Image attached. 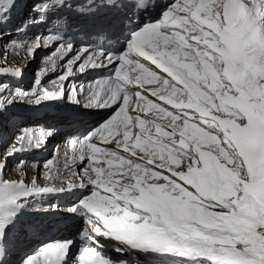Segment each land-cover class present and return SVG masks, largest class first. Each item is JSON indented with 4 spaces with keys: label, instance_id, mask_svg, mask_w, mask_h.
Segmentation results:
<instances>
[{
    "label": "snow or ice",
    "instance_id": "obj_1",
    "mask_svg": "<svg viewBox=\"0 0 264 264\" xmlns=\"http://www.w3.org/2000/svg\"><path fill=\"white\" fill-rule=\"evenodd\" d=\"M14 6L16 0H7L0 7V19ZM163 17L137 31L131 41L137 56L166 74L158 75L136 61L141 73L149 77L147 83L158 85L151 95L171 108L145 99L148 106H138L134 116L124 114L120 126L109 132L110 139L101 137L103 143L115 141L113 149L96 147L90 137L85 138L86 149L81 144L82 160L85 155L92 160L101 151L112 159L100 157L109 171L95 167L101 164L97 160L83 169L86 181L70 179L68 184L71 195H77L74 189L91 186L90 194H81L82 199L69 209L90 225L83 233L86 244L73 264H110L96 250L100 247L97 237L158 254L191 256L206 264H264V215H253L261 207L258 199H264V157L260 154L264 145H257L253 116L254 111L264 109V0H174ZM66 48L73 45L68 43ZM83 69L81 64L79 70ZM0 91L7 93L0 95V109L21 95L16 93L13 99L3 84ZM59 95L55 92L45 98ZM91 99L95 101L96 95ZM97 106L107 105L99 100ZM153 109L152 118L141 119L140 112ZM121 149L129 155L123 156ZM145 156L147 165L137 162ZM89 168L95 179L88 176ZM53 179L63 181L64 177L57 174ZM0 186L3 245L2 230L14 215L13 205L32 190L3 180ZM204 205L218 211L209 214L205 209L201 219L190 210ZM160 212L168 213L187 239L155 232L143 223ZM177 213L190 225L189 231H183ZM245 225L249 226L246 231ZM156 239L163 242L153 243ZM70 245L66 241L50 253L56 257L55 264H64ZM25 264L39 261L29 257Z\"/></svg>",
    "mask_w": 264,
    "mask_h": 264
},
{
    "label": "bare ground",
    "instance_id": "obj_2",
    "mask_svg": "<svg viewBox=\"0 0 264 264\" xmlns=\"http://www.w3.org/2000/svg\"><path fill=\"white\" fill-rule=\"evenodd\" d=\"M40 1H42V2H40ZM16 2H19V5H20V3H23L21 0H16ZM25 2H26V0H25ZM25 2L23 3L21 14H19V12H18V9H19V5H18V7L16 9L14 6L12 8V12L7 16L8 19L12 18L13 16H14V19L19 17V19H17L15 21V25H18V23H20V22L22 23L20 25V27H22V28L17 33H14V36L18 35L19 33H20L19 36H22V33L25 32V29L27 28V24L36 23L38 19L45 18V16L48 14L49 11H51L53 13L55 18L60 19L57 22L63 23L65 25H67V22H71L73 28L78 27V26L82 27L85 24L83 19L79 20L78 23L73 24V20L75 17L73 15H70L68 12L59 15V13H58L59 10L54 9L55 5L59 3V0H35L34 2H36V3L31 8H29V9H32L33 11L29 12V13H27V11H26L24 16H23V12L25 10ZM65 2H67V0H65ZM48 3H51L50 5L52 7L51 8L49 7V9L46 10V8H48V6H47ZM6 4H7V0H0V7H3ZM52 9H54V10H52ZM32 14H34V15H32ZM34 16H35V18L33 19ZM22 17H24V18H22ZM5 19L6 18L3 16V18L0 19V23L5 21V23L3 25L7 24V20H5ZM76 20H77V18H76ZM40 22H42V20H40ZM69 29H71V28H69ZM59 30H61V29L59 28ZM74 33H77V31H75ZM35 37H36V41H34V43L31 41L29 44L28 43L29 41L28 40H27L28 42L26 41L27 38H23V40H21L19 43H16L13 45L14 51L17 50V52H19V54H20L21 50L15 49V47H17L18 44L24 45L23 46L24 48L27 45H28V48L29 47L32 48V52H27V51L25 52V49L22 50L23 53L27 56L25 59L21 58L20 55H18L19 58L16 57L17 59L13 55H11V57L13 58L12 59L13 63L15 62V60H17V61L14 64L16 66L13 68L14 71L9 76L8 81L11 80L12 83L18 84V85L29 84V87H30L29 90H23V94H21L20 96L21 97L24 96L26 98H22V99L28 100V99H30V97H34L35 94H36L35 97H38V94L41 93L42 91H44L41 88L42 84L46 83V85L48 86L47 92H49V91L60 92V94H62V97H63V102L65 103V105H67V104L70 105L71 111L74 110L73 104H75L74 107H76L77 101H79L83 104V107L85 109L90 104L92 106H90L91 109L89 108V110H95V108H96L97 109L96 112L98 113L99 109L102 108V106L98 107L97 103L99 100H102V95L104 92L101 91V93H99L98 95L95 94L97 97V99L95 101H93L91 99L94 95V84H95L94 78L95 77L96 78L102 77V76H104V74L95 75L96 71H95V69L92 70V68H95L97 66H100V67L104 66L102 58H100L99 60L93 59L90 61H86V60L82 59V57L80 55L72 54V55L66 57V56L61 55L60 53H54L52 55V58L50 60H48L45 64L42 65L43 67L39 71L37 77H34L32 82L30 81V83H27V82H29L28 76H30V75L27 74L28 76L24 77V73L22 71H24V68H27L28 65H29V67H32L33 65H35V63L37 62V57H38L39 52L42 53L45 50V48L43 50H40L38 45L42 44V46H44V44H46L50 47V45H54V43H56L55 46L51 48V51L54 48H57L58 50H64V47L63 48L59 47L60 44H63V43H62L61 39L55 37V33L45 32L42 37L39 35H37ZM33 53H34V55H33ZM76 57H79V59H76ZM69 61H73L71 63V65H69ZM81 64H84L83 71L79 70V66ZM69 67H71L70 73L68 71ZM62 75H64V77L66 76L67 79L66 80L65 79H63V80L58 79ZM53 79H55V80L52 81L51 83L48 82V81H51ZM168 79L171 81L170 77ZM72 81L75 83V85H72ZM7 84L8 83H5L4 86ZM151 90L152 89H150L148 87L141 86V93H142L141 95L137 96L136 94L129 93L128 94L129 98H127L126 96L123 97V102H126V101L129 102V107L131 110V112H130L131 114H129V116H134L137 114L138 106L139 107H147L148 106L147 102L144 101L145 99L146 100H156L157 103L161 104L163 107H166L169 109L171 108L170 105L164 104V101L158 100L156 96L151 95ZM83 97H85V98H83ZM142 98H144V99H142ZM37 99H38L37 100L38 104H41V98L39 97ZM28 101H30V100H28ZM153 111H155V110L153 109V110L147 111L146 113L140 112L139 114L142 116L143 119L147 120V119L152 118V112ZM257 111H259L264 117V109H259ZM97 113L93 112L94 115L92 118H88V116H82V117H76V118H67L68 116H66L64 114H62L61 116H57V118H56V116L55 117L50 116L48 114L47 107L42 106V104H41L39 109L37 110V114L35 116H32L31 118L25 119L23 122H29L32 119L33 121H37L39 123H46L49 120V122L51 124L52 122L56 123V121H59V119L61 117H66L67 122H65V120H61V122H63V123H58L61 126H63V129H60V131L61 130L64 131L63 138L61 137L62 140L57 139L59 136V132L53 137V136L47 135V134H49V130H46L45 133L44 132L41 133L42 129H40L39 131H36L35 134H37L39 136V140L35 141L34 145L38 144L39 146H36V148H35L36 150L33 152H24L22 154V156L17 159L16 163L13 164V166L15 167V173L12 175V171L14 169H12L10 171L12 177L15 178L16 180H23L24 182H28L30 186H40V188L44 187V186H54L57 188H60V187L68 188V184L70 182V179H75L77 183L81 182V179L86 181L87 178H85L86 175L83 172V169L88 167V165L85 164V158L83 160L80 158L81 144H83V142L80 139H76V138H74V141L69 142L68 138H70L71 136H74L75 132L78 131L79 129L84 128L86 124H88L90 122L98 121L97 127L95 129L94 128L90 129L85 134V136L87 138L90 137V139H97V140L102 142L101 137H108L110 139L111 137H109V132L110 131L114 132L115 129H117L120 126V121L123 119L122 110L120 111L118 118L112 119L110 122H108L107 120L104 119V118H106L107 115L105 117L101 118V116H98ZM68 114H70V113H68ZM82 114H86V113L82 112ZM38 116H42V118L36 119V117H38ZM95 116H97V117H95ZM71 119H73V120H71ZM69 120H71V121L69 122ZM55 126H58V125H55ZM1 127L2 126H0V128ZM13 128H15L14 124L3 126L1 129L2 130L1 134H0V140H1V143H0V160L5 161L6 166H8L9 161H11L12 155L10 153L6 154L5 152H3L2 147L5 145V142H7V140L10 138V135L12 132L11 130ZM34 128H40V127H38L36 125ZM35 130H37V129H35ZM97 131L99 133L98 135H91L93 132H97ZM136 131H138V129H133L134 133ZM21 137H23L22 132H20V133L18 132V134L14 135V138H16L18 140H20ZM11 143H12V140H10L9 144H7L4 147V151L6 149H8L7 147H9V149H12L15 147L16 143H13V144H11ZM50 143L53 144L51 147H50ZM101 146H102V148H105V149H113L115 147V141H113L112 143H103L102 142ZM120 152L125 157H127L129 155L128 153H123L122 149L120 150ZM1 153H2V155H1ZM46 154H47V157L45 159L39 161L38 158L40 156L46 155ZM103 157H104L105 161L110 160L109 156H107L104 152H103ZM12 158H14V155ZM128 158L129 159H135V157H128ZM146 158H148V157L145 156V157H143L142 160L137 161V162L138 163H144L147 165L148 163H146V161H145ZM35 159H38V160H35ZM21 162H23V163H21ZM46 162H51L48 165V167H45ZM30 163L35 164V166H37L38 173L39 174L42 173V179L39 180V178L37 177V172L32 171V169L29 168ZM17 164H19L21 166L17 167ZM39 165H41L40 169H38ZM27 166H28V172H25L26 171L25 169H27ZM116 166H117V164H113V167H116ZM149 166L152 167L151 165H149ZM95 167H97V168H104L105 167L104 170L106 172L109 171V169H107V165L103 164V162L101 164H96ZM23 170H25V171H23ZM112 170H115V169H112ZM57 174L64 177L63 181L53 179V176L57 175ZM88 176H92V178L95 179V175H94V173H92L91 168H89ZM33 182H35V183H33ZM159 182L163 183V181H159ZM88 189H89V186L84 188V189H77L76 191H77V193H79V190L88 191ZM101 191H102V189H101ZM66 197L67 196L62 197L61 200L65 199ZM38 198H40L42 200L40 203L35 202V199H36L35 196H32L29 199H26L23 202V211L27 210L29 206H35L37 208L42 209V204L44 203V200H43L44 198L42 196L38 197ZM258 202L261 203L259 213L254 211L253 215H264V200L258 199ZM66 203H67V201H66ZM46 208H52V209H49V212H52V213H50L49 215L46 214V215L36 216V218H34L33 220L43 219V218L47 217L44 221H47V222L52 221V223L54 224L56 221L62 220L63 221L62 224L64 225L66 222H64L63 214H61V212L62 213H70L69 209L71 207L68 205L67 206H60V203H51V205L47 206ZM205 209L208 211L209 214L214 212V211H218V209H213L209 205H204V207L197 210V213L201 214V218H203V213H204ZM56 215H58V216H56ZM41 225H43V223H39V222L37 223L36 226L31 225L34 228V231L26 230L23 226H20L18 229V232H16L15 234H13V233L11 234L12 236L9 240V244L11 245V248L9 249L11 252V257L9 259L15 260L18 255H20L26 249L30 248L36 242V240H37L36 230L42 231L43 227ZM69 225H71L72 227L75 228L74 223H70ZM248 227H249L248 225H245L244 230L246 231ZM41 243H39V244H41ZM115 245L118 248L127 249V251L129 253L134 254L135 256H137L140 259L145 260V261H149L147 259V257H156V255H153V254H150L147 252H141L140 250L135 249V248L131 249L129 246H126L123 243L120 244L119 242H115ZM74 249H75V246H74ZM69 257L72 258L71 253L69 254ZM178 259L185 260L182 257H178ZM184 263L196 264V262H194V261H188V262H184Z\"/></svg>",
    "mask_w": 264,
    "mask_h": 264
},
{
    "label": "rangeland",
    "instance_id": "obj_3",
    "mask_svg": "<svg viewBox=\"0 0 264 264\" xmlns=\"http://www.w3.org/2000/svg\"><path fill=\"white\" fill-rule=\"evenodd\" d=\"M21 1L23 3L25 2V0H21ZM34 1L35 0H26V2H25V10L23 12V16H24V14H25L26 11H27V13L33 11L32 9H29V8H31L36 3ZM40 2H42V1H40ZM23 3H20V5H19V2H17L16 6H15V9H16L18 7V5H19V9H18L19 14L22 13L21 11H22V7H23ZM11 12H12V10H11ZM10 13H8L7 15L4 16L6 18L5 20H7V23H9V26L8 25H4V26L0 25V35H1L0 36V84H3L4 85L5 83H8L9 85L7 84L8 86L7 85H5V86L8 88V91L9 92L13 93V99H15V94L16 93L23 94V90H29L30 87H29V84H27V85L26 84L18 85V84L12 83L11 80L8 81L9 76L14 71L13 68L16 66L14 64L17 61V60H15V62L13 63V60H12L13 58L11 57V55H13L15 58L16 57L19 58L18 55H20V57L23 58V59H25L27 57L23 53L22 50L25 49V52H26L27 49H28V45L25 46V48L23 47L24 45H21V44H18V46L15 47V49L21 50L20 51V54H19V52H17V50L14 51L13 45L16 44V43H19L21 40H23V38H27L26 41L28 40L29 42L28 41L27 42L29 44H30L31 41L34 43V41H36V38L34 39V34L37 31V30H35V28H37L36 27V24L37 23L36 24L35 23H29V24H27L28 27L25 29V32L22 33V36H19L20 33L18 35L14 36V33H17L22 28V27H20V25L22 23L20 22V23H18V25H15V21L17 19H19V17L14 19V16H13L12 18L8 19L7 16ZM32 15H34V14H32ZM22 18H24V17H22ZM34 18H35V16L33 17V19ZM1 23H5V21L4 22H1ZM37 63H38V58H37V62L35 63V65H33L32 67H29V65H28V67L27 68H24V71H22V72L23 73H26L27 72V74H29V75H31V73L33 74L34 73V69L36 68L35 66H36ZM27 83H30V82H27ZM0 95H5L6 96L7 93L0 91ZM22 98H26V97H24V96L21 97L20 96V98H18L16 100V102L10 103V105L6 106L3 109H0V126L3 127V126L11 125V123L15 125L19 120L22 119V115H25V113L17 107V104L20 103V104H25V105L28 104L29 105V104H31V102H33L32 99L31 100L28 99V100H30V101H28V100H24ZM83 98H85V97H83ZM77 104H76V107H74L75 104H73L74 105L73 106L74 110L76 108H78V110H80V111H83L84 110L83 112H85V110H88L90 108V106H92V105L89 104V106L87 107L88 109L87 108L85 109L83 107V104L81 102L77 101ZM54 105L57 108L58 113L60 111H62L63 112L62 114H64L65 108L63 107V105H57V104H54ZM96 110L97 109L95 108V110H88V111L89 112L91 111L92 113L93 112L97 113ZM106 115H107V113L98 114V116H101V118L105 117ZM95 117H97V116H95ZM61 118L60 119L58 118L59 121H56L55 125H58L60 127V129H63V126H61L58 123H63V122H61V120H65V122H67V118L66 117H61ZM71 120H73V119H71ZM71 120H69V122ZM95 122H98V121H95ZM23 123L24 122H21V124L19 123V125H22ZM2 127L0 128V134H1V131H2L1 130ZM13 134H14V132H11L10 138L8 140L12 139ZM63 135H64V131L61 130L59 132L58 138L57 137L56 138L62 140ZM0 143H1V140H0ZM4 147L5 146H3L2 148H4ZM1 155H2V153H1ZM145 161H146V163H148L149 159L146 158ZM14 162H16V160L9 161V163H8L9 170H8L7 174L8 173L11 174L10 171L12 169H14L12 171V175L15 173V167L13 166ZM30 164H29V168L32 169V171L37 172V177L39 178V180L42 179V173H40V174L38 173L37 166H35V164H31V165ZM17 167H19V164L17 165ZM40 168H41V165H39V168L38 169H40ZM25 170H23V171L28 172V166H27V169H25ZM38 209H40V210H42L44 212H49V209H52V208L42 207V209L41 208H38ZM73 254L74 253H72L71 256H73Z\"/></svg>",
    "mask_w": 264,
    "mask_h": 264
}]
</instances>
